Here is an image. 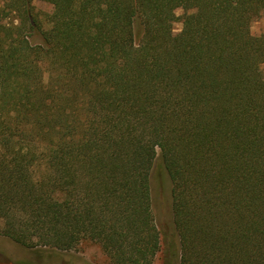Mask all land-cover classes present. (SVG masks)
<instances>
[{"label": "trees", "instance_id": "1", "mask_svg": "<svg viewBox=\"0 0 264 264\" xmlns=\"http://www.w3.org/2000/svg\"><path fill=\"white\" fill-rule=\"evenodd\" d=\"M34 1L0 5V235L153 264L161 159L180 264H264V0Z\"/></svg>", "mask_w": 264, "mask_h": 264}, {"label": "rangeland", "instance_id": "2", "mask_svg": "<svg viewBox=\"0 0 264 264\" xmlns=\"http://www.w3.org/2000/svg\"><path fill=\"white\" fill-rule=\"evenodd\" d=\"M7 0H0L2 5ZM36 11L45 18L53 6L41 0L34 1ZM178 16L183 14L177 9ZM45 24V28H49ZM182 30V22L174 23V33ZM251 32L264 35V12L257 17ZM264 70V64L262 65ZM152 206L156 225L161 233L162 249L153 264H180L181 245L177 235L172 212V183L161 159L157 160L152 173ZM0 264H112L98 243L86 241L72 251L25 248L10 238L0 235Z\"/></svg>", "mask_w": 264, "mask_h": 264}]
</instances>
